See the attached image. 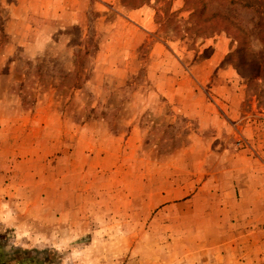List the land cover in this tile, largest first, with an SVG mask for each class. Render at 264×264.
<instances>
[{"label":"rangeland","instance_id":"rangeland-1","mask_svg":"<svg viewBox=\"0 0 264 264\" xmlns=\"http://www.w3.org/2000/svg\"><path fill=\"white\" fill-rule=\"evenodd\" d=\"M204 2L192 26L184 0H0L6 251L25 264H264V234L237 231L227 175L264 143V45L254 10ZM215 13L251 48L190 34Z\"/></svg>","mask_w":264,"mask_h":264},{"label":"crops","instance_id":"crops-1","mask_svg":"<svg viewBox=\"0 0 264 264\" xmlns=\"http://www.w3.org/2000/svg\"><path fill=\"white\" fill-rule=\"evenodd\" d=\"M139 129L135 126L128 140L135 138ZM250 129L248 126L245 130ZM139 131L141 132V130ZM244 132L242 129L241 133L245 134ZM187 147L209 146L191 143ZM262 147H264V143L254 145V147H242L232 156L234 164L230 165V169L227 171V175L231 174L230 181L235 185V194L232 192L229 194L236 196L239 206L237 231L243 236L264 234V150ZM17 250L11 254L13 256H7L4 260L0 257V264H25V260L31 258V256H27L28 258L19 257L16 253ZM43 260L45 264L48 263L47 259Z\"/></svg>","mask_w":264,"mask_h":264},{"label":"trees","instance_id":"trees-1","mask_svg":"<svg viewBox=\"0 0 264 264\" xmlns=\"http://www.w3.org/2000/svg\"><path fill=\"white\" fill-rule=\"evenodd\" d=\"M187 7L191 9L190 19L189 23L192 26H197L199 24L196 19L198 17H202V14L204 13L206 9V2L204 0H184ZM228 2L232 5H236L242 9H252L255 11L257 15V23H256V29H257V37L260 40V42L264 45V0H228ZM219 17L221 18L218 20V23L215 24V26H209L205 27L203 31L199 32V29L192 31L190 33L191 35H194L195 37H209V35L218 33V32H226L227 35L231 38L232 43L236 44V49L234 52H238L243 49H250L251 48V36L249 31L240 23H238L236 20L231 18L228 14L225 13H215L211 17ZM86 54V53H83ZM252 62L255 63V61L252 60ZM234 66L237 70L240 72L242 69L240 68V63H234ZM262 70H264V65L261 66ZM1 236V234H0ZM2 237V236H1ZM2 245V241L0 242V248L2 247L1 252L2 256L11 255L12 253L6 251V248H4ZM22 249H18L16 252L19 257L22 258L23 253L21 251ZM22 252V253H20ZM32 251H26V253L31 254ZM13 256V255H11ZM44 261H42L43 263Z\"/></svg>","mask_w":264,"mask_h":264}]
</instances>
